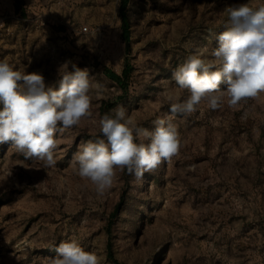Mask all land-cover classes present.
<instances>
[{"label":"rangeland","instance_id":"obj_1","mask_svg":"<svg viewBox=\"0 0 264 264\" xmlns=\"http://www.w3.org/2000/svg\"><path fill=\"white\" fill-rule=\"evenodd\" d=\"M239 3L264 0H130L128 46L121 0H0V60L56 87L63 63L87 68L102 86L95 119L122 105L153 131L170 115L168 98L188 96L173 71L197 51L211 58L226 7ZM126 65L128 77L115 80ZM171 122L180 155L140 181L118 172L99 199L72 166L82 142L103 138L93 120L60 136L53 168L0 144V264H46L72 240L102 264H264V98L239 111L202 103Z\"/></svg>","mask_w":264,"mask_h":264},{"label":"clouds","instance_id":"obj_2","mask_svg":"<svg viewBox=\"0 0 264 264\" xmlns=\"http://www.w3.org/2000/svg\"><path fill=\"white\" fill-rule=\"evenodd\" d=\"M225 11L226 30L217 36L211 58L197 51L173 71L172 79L188 96L182 102L170 96V115L156 119L153 131L139 126L122 105L95 119L92 100L101 95L102 86L87 68L72 65L69 71L70 62L63 63L56 87L46 86L40 73L0 60V144L11 142L25 160L53 168L60 136L90 119L103 138L81 143L72 160L76 174L94 186L98 199L112 189L118 172L142 180L180 155L181 133L171 122L177 115L190 116L202 103L211 110L226 104L239 111L249 100L264 98V4L239 3ZM248 115L245 110L241 119ZM54 250L46 264H102L97 253L75 240L63 241Z\"/></svg>","mask_w":264,"mask_h":264},{"label":"trees","instance_id":"obj_3","mask_svg":"<svg viewBox=\"0 0 264 264\" xmlns=\"http://www.w3.org/2000/svg\"><path fill=\"white\" fill-rule=\"evenodd\" d=\"M130 0H121V6H120V15L122 18V30H123V39L126 41L127 45L129 46L130 40H131V31H130V21H129V17L127 14V7L129 4ZM130 72V67H128V65L125 66L122 75L116 73V72H112L111 75L115 80L118 81H122L123 79H125L126 77H128ZM113 104L104 107L103 112L104 114L106 113H110L111 112V108H112ZM108 233L111 234V229L108 228ZM109 253L111 256H113V251H112V244L111 242L109 243Z\"/></svg>","mask_w":264,"mask_h":264}]
</instances>
